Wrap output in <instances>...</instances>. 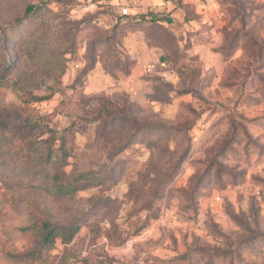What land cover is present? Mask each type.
<instances>
[{
    "label": "rangeland",
    "instance_id": "374dc122",
    "mask_svg": "<svg viewBox=\"0 0 264 264\" xmlns=\"http://www.w3.org/2000/svg\"><path fill=\"white\" fill-rule=\"evenodd\" d=\"M194 1L162 14L197 20L192 41L109 0H0V264H264V0ZM41 221L80 231L23 259Z\"/></svg>",
    "mask_w": 264,
    "mask_h": 264
},
{
    "label": "trees",
    "instance_id": "16d2710c",
    "mask_svg": "<svg viewBox=\"0 0 264 264\" xmlns=\"http://www.w3.org/2000/svg\"><path fill=\"white\" fill-rule=\"evenodd\" d=\"M35 13V8L33 6H29L25 11V17ZM22 19H19L18 23H20ZM150 21L151 23L155 22H168L169 19L166 16L159 15H150L143 14L138 15L132 18V20L127 22H146ZM11 29L18 31L16 26H11ZM8 129L7 124L0 120V148L3 142L6 141V130ZM51 155V154H50ZM23 159V157H18ZM29 167L25 165L24 162H17L13 167L8 169V172L12 176L16 175H27V171ZM90 178L89 174H85L80 176L77 181L87 180ZM30 186L33 188H37L41 191L57 195V194H72L78 191L77 187L74 186L73 182L67 183H58L55 179H52L48 173L38 172L34 174V176L30 179ZM83 189V188H82ZM80 231V226L77 224H72L69 226H60L57 224H53L49 221H41L30 227L19 229L20 234L23 235L24 238H35L39 242V249L35 252H31L29 254L24 255L23 259H29L32 261H43L48 253L54 248L58 240H62L65 244L71 243L76 235Z\"/></svg>",
    "mask_w": 264,
    "mask_h": 264
},
{
    "label": "crops",
    "instance_id": "0c3cea01",
    "mask_svg": "<svg viewBox=\"0 0 264 264\" xmlns=\"http://www.w3.org/2000/svg\"><path fill=\"white\" fill-rule=\"evenodd\" d=\"M130 1L132 3H133V1H135L136 5H139V4L141 5L142 9H136L138 11L141 10V11H139V13H147V14L149 13V14H151V13L154 12V13H157L156 15L165 16V14L162 15L165 12V7H164V4H166L165 0H130ZM119 2L122 3V5H121L122 7H119L120 6ZM109 3L112 6H115V5L118 6L117 10H121L122 8L127 7L129 9L130 14L133 15L134 17L138 14V12L137 13L134 12L135 9H132L130 6H128L130 4L129 0H109ZM194 3H197V2L194 1V0H184V4L186 5V7L192 6ZM167 7H170L168 9V13L171 12V3L168 4ZM199 7H201V4H200ZM199 7L196 8L197 9L196 10V13H197L196 15H199ZM171 16L175 18V23L174 24H173V22H171L170 17H167V16L166 17L169 19L168 22H162V21L160 22L159 21L157 23H160V24H163V25H167V26H174V27H177V28L179 27V28H181V30L179 29L180 30L179 35H183V36L185 35V37L188 36L187 39L188 38H190V39L193 38L192 41L194 39H196V35H194L195 37H192V34L189 33V30L190 29L193 30L194 27L197 28V29L199 28V27H197V24L199 23L197 20H186L185 19L186 13L183 10H180L179 12L176 11L175 13L172 12ZM200 21H202V20L200 19ZM183 36H181V37L183 38ZM200 37H201V35H200ZM147 41L148 40L146 38L141 36L138 39L136 45L132 44L131 42H129L127 44L130 47V49L134 53H136V58H138V65H140V66L149 65V63H151V62L157 63L158 60H159V56L156 54L155 49L151 48L148 45Z\"/></svg>",
    "mask_w": 264,
    "mask_h": 264
},
{
    "label": "built area",
    "instance_id": "2783aa9c",
    "mask_svg": "<svg viewBox=\"0 0 264 264\" xmlns=\"http://www.w3.org/2000/svg\"><path fill=\"white\" fill-rule=\"evenodd\" d=\"M131 16L129 9L127 7L121 9V17H123L124 22H127V18ZM148 71H152L151 69H148Z\"/></svg>",
    "mask_w": 264,
    "mask_h": 264
}]
</instances>
